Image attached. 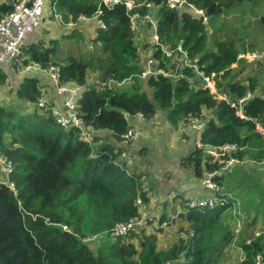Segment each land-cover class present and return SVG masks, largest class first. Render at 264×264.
<instances>
[{"label":"trees","instance_id":"16d2710c","mask_svg":"<svg viewBox=\"0 0 264 264\" xmlns=\"http://www.w3.org/2000/svg\"><path fill=\"white\" fill-rule=\"evenodd\" d=\"M134 1L142 14H153L157 43L151 22L141 23L138 35L132 30L134 8L129 10L124 2L57 0L53 17L61 25L74 26L62 35L24 42L12 66L21 70L28 64L43 69L58 65L61 82L81 85L80 110L96 130L95 142L100 130L119 142L138 113L152 119L163 111L176 128L190 116L206 120L200 145L181 158V165L193 169L196 178L216 171L214 178L225 189L224 179L231 175L208 157V146L235 144L228 157L264 166V134L254 121L259 119L264 127V55L251 62L239 57L264 54V0H187L205 11L207 21L189 7H170L167 0ZM147 1L153 5L138 4ZM99 8L98 20L106 27L97 26V34L87 38L78 17H93ZM11 9V4L0 5V13ZM230 12L237 13L234 23L226 20ZM90 44L95 48L88 54L82 48ZM150 58L162 72L143 77ZM186 58L204 75L215 72L219 91L232 99L251 92L244 104L248 118L205 88L203 76ZM31 72L6 95L8 75L0 70V156L12 160L18 191L0 184V264H218L230 248L243 253L237 264H254L257 254L264 255V235L255 236V229L235 240L232 196L214 208L185 209L174 202L175 214L163 212L155 231L147 232L146 226L113 237L117 222L139 215L138 197L145 207L151 200L143 173L127 172L115 162L121 147L110 142L92 146L80 139L78 128L61 126L51 111L37 107L43 84ZM164 222L175 232L166 246L158 238ZM96 236L93 246L88 241Z\"/></svg>","mask_w":264,"mask_h":264},{"label":"built area","instance_id":"2783aa9c","mask_svg":"<svg viewBox=\"0 0 264 264\" xmlns=\"http://www.w3.org/2000/svg\"><path fill=\"white\" fill-rule=\"evenodd\" d=\"M47 1L51 2L52 11L54 12L56 9L55 6L57 0H13L10 3L12 5V9L8 12L0 13V70L5 63H9L11 65L15 64V59L20 54L27 35L41 26L45 17V6ZM118 2H124L129 10L134 8V10L130 13V22L132 30H134L137 35L142 32L141 23H152V29L154 31L152 38L157 43L159 40V35L156 32V23L153 19V14L151 11L149 10L145 14H142L139 10L135 9L136 3L134 0H101V3L105 5ZM138 4H145L148 7L153 5L151 1L140 2ZM167 4L175 9L189 7L194 10L197 15L202 16L204 21H207L208 19L203 9L194 6L193 4L187 2V0H167ZM101 13L102 10L99 8L93 17L80 15L78 17V21L94 19L97 20L98 26L105 28L106 25L102 21L98 20V16ZM56 16L61 19L60 16ZM68 25L74 26V22H70ZM263 55V53L260 54L257 52H247L239 54V57L246 58L248 61L249 59L254 61L256 58ZM154 63L155 61L153 58L147 60L145 70L142 73L143 77H146L150 74L157 75L162 72L161 69L153 67ZM186 64L195 68V70H197V72L203 76L205 88H208L213 94L216 95L218 99L225 100L231 104V106L235 107L236 114L238 116L244 119L248 118L244 111V104L253 95L251 92L242 98L232 99L230 95L219 91L216 84L217 74L215 72L211 73L210 75H204L198 68L197 64L187 58ZM40 68L41 67L38 64H28L23 67L22 70L24 72H30L36 71ZM46 71L48 73L49 79L56 86L57 91L63 96L62 107L50 104L44 94L38 98L36 103L37 107L43 110L51 111L57 123L61 126L65 128H78L80 139L93 146L95 142L94 137L96 135V130L84 121L79 105V100L83 92L82 86L75 83L61 82L60 67L58 65H52L47 68ZM137 119H144L143 114L138 113L136 115V120ZM254 121L256 123L257 129L262 131L264 134V127L261 121L257 118H254ZM180 126H187V128H191L199 133H202L206 128V120L196 116H190L187 120L182 121ZM139 135V127L133 124L124 134L121 135L120 141L118 142V146L122 149L119 150L120 153L115 158V162L119 166L125 168L127 172L131 170V166L133 164L132 154L129 147L136 142ZM228 149H237V146L235 144H228L220 147L208 146L205 148V153L209 158H211L213 161H219V163H222V172H231L233 169V163L238 161V159L234 156H227V153H229ZM93 156L95 157L96 155L93 154ZM13 170L14 165L12 160L7 155H1L0 184L8 186L15 194H17L18 191L16 188V183L12 179ZM215 174H217L216 171H205L203 180L204 186L208 190L207 196L191 198L177 197L176 202L185 206V209H190L192 207L214 208L218 206H224L229 201L231 194H225L223 192L222 186L214 178ZM137 203L140 205L139 215L133 216L128 221L117 222L111 229V235L113 237L127 236L130 234V232H137L140 228L148 226L150 221L154 222L156 220L153 214H150L149 211L145 209L141 197L137 198ZM233 215L236 240L241 232L244 231L245 225L249 223L250 220L247 219L245 214H243L241 208L239 207V203L235 204ZM64 227L66 228V226ZM189 234L192 235L193 232L191 231ZM182 235L185 236V233H182ZM254 235H264V229H255ZM167 264H170V262H167ZM254 264H264V255L261 253L257 254Z\"/></svg>","mask_w":264,"mask_h":264},{"label":"crops","instance_id":"0c3cea01","mask_svg":"<svg viewBox=\"0 0 264 264\" xmlns=\"http://www.w3.org/2000/svg\"><path fill=\"white\" fill-rule=\"evenodd\" d=\"M13 0H0V5L3 3H7L10 4ZM55 17H53L52 12L45 14L43 23L41 24L40 27H38L37 29H35L33 32L29 33L25 39V43H29L32 41H35L39 38H44V39H49L53 36H57V35H62L63 33H66L71 27L67 24V25H61L60 22L57 20ZM98 26V23L96 20L94 19H90V20H86L83 21L82 24L79 23V27L82 28L83 32L85 33L86 37L90 38L92 36H94L96 34V28ZM2 70H4L6 72V74L8 75V81H7V85L4 87L3 91L5 92L6 95L10 94V90L12 89L13 91H15L19 80L27 73H25L22 69L21 70H17L15 69L11 64L9 63H5L2 66ZM30 74L36 75L37 77H39L41 83L43 84V92L44 95L46 96L47 101L55 106H59L62 107V101H63V96L57 91L56 86L51 82V80L49 79L48 73L46 71V69L40 68L36 71H32ZM3 88V87H1ZM6 95H3L2 98L4 100L9 99ZM14 97V95H13ZM159 118L162 119L163 123H161L162 127H165V130L171 131V129H174L175 131H177V128L179 130L180 133H182L181 131H185L184 127H173L167 119V113L166 112H159L154 118L152 119H135L134 121V125L138 126L140 129V135H139V140H141L142 135L144 133V129L145 126H152V124H159ZM149 120V121H148ZM172 126V127H171ZM190 131V134H187V132ZM194 129L191 128H186V134L189 135L188 137H184L182 138L180 141H176L175 143H177V145L179 146V150H184V152H182L178 157L177 155L175 156H169L166 153V157L170 158V161H168L169 163L167 164V167L165 168L164 172H160L161 176H158L157 178L159 179V183L163 182L165 183V185L160 189L162 190L161 192H156L155 190V194L157 193L156 198L154 199L152 196H154L153 194H151V200L148 204L149 209L153 208V207H167V202L169 200L173 201V198L177 197H185V198H191V197H205L208 195V190L206 189V187L204 186V180L203 178H196L194 176V172L193 169L191 168H185L181 165V158L182 156L186 155L187 152H189L191 150V148L193 147V145H195V143H199V138L201 136V133L197 132L199 134V136H195L193 133H195ZM170 133V132H169ZM106 135H109V139H107L104 143H113L115 142V138L111 136V133L107 130H100L97 133L98 139L99 141H101L100 137H103ZM181 136V134L179 135V137ZM188 139V141H190V143H188L187 141L184 142L186 139ZM138 140V139H137ZM97 142V141H96ZM171 142L168 141L167 143H165V147L171 149H174L176 144H172L171 146ZM153 147V145L151 146ZM155 148V147H154ZM131 154H133V152L137 155H139L142 147L136 148V146L133 144L132 146L129 147ZM140 151H139V150ZM143 150V149H142ZM152 150V149H151ZM167 149H165L166 151ZM142 154V151H141ZM141 157V156H140ZM138 158V156H137ZM180 161V162H179ZM140 162L136 163V166L139 164ZM239 162L235 163L234 166H236V164H238ZM161 168V167H160ZM141 171H146V168L143 166V168H141ZM232 174V173H231ZM230 175V174H229ZM145 178V177H144ZM151 178V177H150ZM149 178V180H151ZM165 178V180H164ZM226 178V177H225ZM236 178L241 179V177H235L233 176V179H231L233 181V183H231L230 180V192H231V196L232 197H238V194L236 193V186H238V182L234 183ZM224 186L226 184L229 185L228 181H225L224 179ZM226 189V188H225ZM159 190V189H157ZM239 191V189H238ZM176 198H175V202H176ZM240 198V197H239ZM154 199V202H153ZM238 200V199H237ZM239 203V207L241 208L243 214H245V216L247 217V219L250 220L249 223H247L245 225L244 231L245 232H250L254 229H264V211L257 206V203L252 206V207H248L247 209H243V207L240 205V201H238ZM235 204H237V202H235ZM173 206H174V201H173ZM147 208V209H148ZM152 211V210H150ZM262 211V213H261ZM254 212V213H253ZM238 253V260L241 259L243 257V253L242 251H240L237 248H230L229 250L226 251V253H234V252ZM236 257V256H235ZM238 260L236 262V264L238 263Z\"/></svg>","mask_w":264,"mask_h":264},{"label":"rangeland","instance_id":"374dc122","mask_svg":"<svg viewBox=\"0 0 264 264\" xmlns=\"http://www.w3.org/2000/svg\"><path fill=\"white\" fill-rule=\"evenodd\" d=\"M51 13L52 12V6H51V2L47 1L46 2V6H45V14L47 13ZM234 16H237L236 12H230L228 14H226V20L234 23L236 21L235 18H233ZM57 21V20H56ZM257 27V24L255 23V25ZM255 35H259L262 36L261 32H255L253 33ZM139 40H141L140 42H143V38H139ZM139 42V45L141 46L142 43ZM91 43V42H90ZM95 48V45H89L87 49L82 48V50L84 51H88V54L90 53L92 48ZM253 61L252 59H249V62ZM236 65V64H234ZM159 124H152V126L148 125L145 126L144 129V133L142 135L141 140H136V142L134 143V145L136 146V148L142 147L141 151L139 153V155L136 154V152L132 154V159H133V164L131 166V170H136L138 172H142L143 173V177L141 178L142 180V184L143 186L148 189V192L151 194H153L154 196H152L154 199L157 196L156 192H161L162 190H160L164 185V181L159 183V179L157 178L158 176H161L160 172H164L165 168L167 167V164L169 163L168 161H170L169 157H166V153L169 156H175L177 155V157L184 152V150H179V146L177 145V143H175L176 141H180L182 138H184L185 136L188 137L191 132L188 131L186 134V128L187 126H184L185 131H181L182 133L179 132V129L177 128V131H175L174 129H171V131L165 130V127L161 126V123H163L162 119L159 118ZM149 121V120H148ZM262 123V122H261ZM263 125V123H262ZM172 127V126H171ZM170 132V133H169ZM195 133H193L195 136H199V134L194 131ZM181 134V136L179 137V135ZM109 135L100 137L101 141L96 140L97 142H94L95 146L103 144L107 139H109ZM186 139V138H185ZM168 141H170L172 144H176L174 149H169L165 147V143H167ZM188 142L190 143V141H188V139H186L184 142ZM112 144H114L116 147H118V141L113 142ZM171 144V146H172ZM199 145V143H195V145ZM153 145V147H151ZM132 146V145H131ZM192 146L194 147V145L192 144ZM155 147V148H154ZM192 147V148H193ZM191 148V149H192ZM152 149V150H151ZM165 149H167L165 151ZM229 152H234L236 149H228ZM227 150V152H228ZM132 152V151H131ZM188 153V152H187ZM138 156V158H137ZM141 156V157H140ZM168 160V161H167ZM181 161V160H180ZM179 161V162H180ZM140 162L137 166L136 163ZM239 162L236 161L233 164ZM143 166L146 168V171H141L143 168ZM161 167V168H160ZM233 168V166H232ZM232 173L231 175L226 176L225 181H228V183L230 182L231 179H233V176L235 177H245V179H238L236 178L235 182H238V186H236V193L238 194V197H233L234 201L238 203V201H240V205L243 207V209H247L248 206L252 207L254 205V203H257V206L260 207L263 211H264V166L262 165H252L250 164V162L248 160H243L240 161L238 164H236V166H234V168L232 169V171L230 172ZM145 177V178H144ZM151 177V178H150ZM149 178L151 180H149ZM165 180V178H164ZM231 183H233V181L231 180ZM164 188V187H163ZM226 189L223 190H227V193H230V183L229 185L226 184L225 185ZM159 189V190H157ZM239 189V191H238ZM155 190V191H154ZM240 197V198H239ZM176 198V196H175ZM175 198H173V201L175 202ZM153 199V202H154ZM238 199V200H237ZM173 201L169 200L167 202V207H153L151 209H149L148 207H145V209H147L149 211L150 214H153V216L156 218V220L153 223H150L149 226H147L146 231H155L156 228L158 226H160L159 224V218L161 217L162 213H166L167 215H169L170 217H173V215L175 213H173L172 207H173ZM177 208H181V206H179L178 204H175ZM152 210V211H150ZM254 213V212H253ZM262 213V211H261ZM164 226V232L160 233L158 232V238H159V244L166 246L172 239L173 236L175 235L174 229L167 225L165 222L163 223ZM99 236L96 237H92L88 242L91 245H95L98 241ZM238 253L235 251L234 253H224L218 260V264H236L237 260H238ZM236 256V257H235ZM236 260V262H235Z\"/></svg>","mask_w":264,"mask_h":264}]
</instances>
